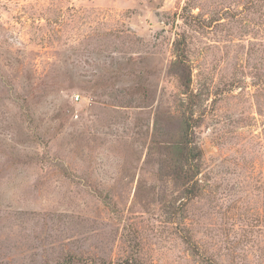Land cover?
<instances>
[{
    "label": "rangeland",
    "instance_id": "374dc122",
    "mask_svg": "<svg viewBox=\"0 0 264 264\" xmlns=\"http://www.w3.org/2000/svg\"><path fill=\"white\" fill-rule=\"evenodd\" d=\"M0 264H264V0H0Z\"/></svg>",
    "mask_w": 264,
    "mask_h": 264
},
{
    "label": "trees",
    "instance_id": "16d2710c",
    "mask_svg": "<svg viewBox=\"0 0 264 264\" xmlns=\"http://www.w3.org/2000/svg\"><path fill=\"white\" fill-rule=\"evenodd\" d=\"M185 49L180 50V46L177 48V60L174 62V67L177 71H180V78L187 91L189 97H194L193 91L190 90L191 84V68L185 56ZM188 119V118H187ZM193 126L190 121L187 120L186 137L192 135ZM202 156V150L196 144H192V138L186 139L184 145L181 148L179 156V165L177 168V175L179 180L186 186V189L190 192L194 186L198 185V174L200 172L199 161ZM192 193V192H190ZM194 193V191H193Z\"/></svg>",
    "mask_w": 264,
    "mask_h": 264
},
{
    "label": "built area",
    "instance_id": "2783aa9c",
    "mask_svg": "<svg viewBox=\"0 0 264 264\" xmlns=\"http://www.w3.org/2000/svg\"><path fill=\"white\" fill-rule=\"evenodd\" d=\"M78 97H79V96L77 95L76 98L78 99Z\"/></svg>",
    "mask_w": 264,
    "mask_h": 264
}]
</instances>
